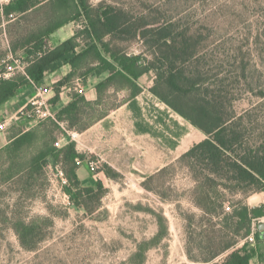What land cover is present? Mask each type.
<instances>
[{
	"label": "trees",
	"instance_id": "1",
	"mask_svg": "<svg viewBox=\"0 0 264 264\" xmlns=\"http://www.w3.org/2000/svg\"><path fill=\"white\" fill-rule=\"evenodd\" d=\"M67 24L74 25V34L54 45L57 30ZM0 32L8 38V47H0V72L6 71L9 55H25V59L19 57L25 63L24 72L0 76V119L13 115L9 104L22 90H36L46 74L65 65L71 68L55 84L50 99L54 117L23 127V120L30 124L35 119L27 105L6 131V143L0 147V191L13 185L32 190L44 179L49 165L59 164L69 182L65 188L74 206L92 210L88 200L103 197L107 191L104 181L96 178L93 184L83 183L78 170L88 155L77 149L75 141L58 147L59 137L69 130H85L124 102L135 104L143 91L140 79L154 71L152 93L207 135L176 160L185 162L190 171L191 200L200 210L184 219L190 227L193 218L202 225L198 234L190 230L188 258L206 264H253L259 256L264 264L259 231L254 242L245 240L256 220L264 216V203H248L254 192L264 190V142L252 144L247 140L244 116H237L223 81L213 82L201 61L199 47L203 41L199 33L180 29L173 19L154 21L145 13L135 17L122 6L104 1L94 5L91 0H0ZM132 41H141L145 50L130 53L124 42ZM92 76L101 77L92 86L95 100L79 90V85L85 86ZM64 87L70 89L71 100L56 108ZM121 91L126 95L119 99ZM169 167L145 176L142 182L145 189L163 200L168 199L170 189L159 192L152 185ZM100 171L117 177L107 165ZM226 189L233 192L232 205L226 201ZM138 208L155 214L158 229L150 243L160 244L169 234L167 216L151 207ZM38 225L37 220L18 219L13 228L25 244ZM242 240L245 242L240 245ZM135 259L134 264H142L144 252L136 253Z\"/></svg>",
	"mask_w": 264,
	"mask_h": 264
},
{
	"label": "rangeland",
	"instance_id": "2",
	"mask_svg": "<svg viewBox=\"0 0 264 264\" xmlns=\"http://www.w3.org/2000/svg\"><path fill=\"white\" fill-rule=\"evenodd\" d=\"M101 1L122 6L135 17L145 13L154 21L173 19L180 29L191 28L199 33L203 41L199 47L201 61L213 82L223 81L237 116H244L247 140L252 144L264 142V0L91 3ZM72 34V25L67 24L52 40H66ZM124 43L132 54L145 50L141 41ZM0 47H8L4 32H0ZM18 56L25 59L21 52ZM100 78L92 76L90 81L95 83ZM154 81V71L140 79L143 91L135 104H126L113 113L103 126L105 131L98 125L93 132L77 137L78 150L88 155L82 166L93 182L100 178L107 189L102 198L88 200L92 210L74 206L65 188L69 182L59 164L49 165L44 179L32 190L13 185L0 191V264H134L138 252L145 254L142 264H206L192 261L186 254L190 230L198 234L202 225L193 218L190 227L184 219L200 210L191 200L190 171L185 162L176 160L207 135L152 93ZM56 83H43L53 91L46 94L48 99L53 97L50 95H54ZM85 90L88 97H95L92 87ZM124 95L120 92L118 98ZM35 122L36 119L30 124L23 120L22 126L28 128ZM71 132L61 133L58 147L73 140ZM169 164L152 185L159 192L170 189V197L163 200L145 189L142 182L145 176ZM104 165L111 167L117 177L100 171ZM261 192H254L248 203H263ZM225 193L226 201L232 205L233 192L226 189ZM140 205L163 211L168 218L169 234L156 246L150 243L158 229L156 216L139 209ZM18 219L37 220L39 224L25 244L13 228Z\"/></svg>",
	"mask_w": 264,
	"mask_h": 264
},
{
	"label": "crops",
	"instance_id": "3",
	"mask_svg": "<svg viewBox=\"0 0 264 264\" xmlns=\"http://www.w3.org/2000/svg\"><path fill=\"white\" fill-rule=\"evenodd\" d=\"M71 25H72L73 34H74V25H73V24H71ZM60 29H62V27H61ZM60 29H58L57 32H58ZM57 32H56V33H57ZM73 34H72V35H73ZM60 41H63V40H60V39H59L57 42L55 41V42H52V43H53L54 45H56V44H58ZM70 70H71L70 66H69V65H65V66H63L61 69H59V70H57V71H55V72H51V73L46 74V77H45V80H44V84H49V82H58V81H59L64 75H66L67 73H69ZM93 85H94V83H91V81H90V79H89V82L84 86V88H85V87L88 88V86H89V87H92ZM86 88H85V89H86ZM66 89H67L68 91H66ZM85 89H84V92L86 93V95H87V97H88L87 91H86ZM34 92H35V88L22 90L21 93H20V95L16 96V97L10 102L9 107H8V108H9V111H12V110H13V115L16 114V113H18V112L20 111V109H21L22 107H24V106L27 104L29 98L33 95ZM52 92H53V91H52ZM121 92H122V94H125V95H126V91H121ZM65 95H66V96H65ZM94 95H95V97H92V96H91V97H88V98H89L90 100H95V99H96V94H94ZM125 95H124V96H125ZM52 96H54V95H50V97H52ZM71 96H72V95H71V91H70V89L67 88V87H64V88L62 89L61 94H60L61 99H60V101L55 105V107H56V108H60L61 106L67 104V103L71 100ZM137 97H138V96H137ZM129 103H130V102H124L123 104H121V105L118 106L117 108L111 110L106 116H104L103 118L99 119L98 121H96L94 124H92L91 126H89L88 128H86V129L83 130V131H77V130H69V131L76 132V133L78 134V136H80V138H81V136H84V135L88 134L89 132H93V131H94V128H95L96 126H98V125H99V126H102V129L105 131V127H103V126H105L106 120H108V118H110L111 115H112L113 113H115L117 110H119L121 107L125 106L126 104L129 105ZM13 115H12V116H8L7 118H12ZM3 133H6V132H3ZM71 141H75V142H76V140H71ZM77 141H78V140H77ZM67 142H68V141H67ZM67 142H66V143H67ZM79 142H80V144H82V143H81V140H80ZM5 143H6V135L0 133V147L3 146ZM66 143H65V144H66ZM76 145H78L77 142H76ZM77 149H78V147H77ZM159 169H160V168H159ZM157 170H158V169H157ZM157 170H156V171H157ZM78 173H79V177H80V179H81V181H82L83 183H85V184H87V185H90V184H93V183H94V182H93V179L88 175V172H87V170H86L85 167L81 166V167L79 168V170H78ZM244 242H245V240H242V241L240 242V245L244 244ZM259 247L262 248L261 252H263V254H264V239H262L261 243L259 244ZM252 263H253V264H261L260 259H259V256H256Z\"/></svg>",
	"mask_w": 264,
	"mask_h": 264
},
{
	"label": "built area",
	"instance_id": "4",
	"mask_svg": "<svg viewBox=\"0 0 264 264\" xmlns=\"http://www.w3.org/2000/svg\"><path fill=\"white\" fill-rule=\"evenodd\" d=\"M6 61H9V63H7L6 65V71L0 72V76L8 77L16 70L24 72L25 63H23V61L19 57L9 55ZM84 89V86L79 85V90L81 92L84 91ZM50 92H52V89L46 87L45 85H37L34 94L29 98L27 104L22 107L18 113L14 114L12 118L0 119V132H6L11 123L13 122L12 120L17 119L19 117V113H24V108L27 105H30L32 108L31 113H29V115H34L37 121L49 117H54V110L52 108V104L50 103V99L46 97V94H49ZM71 137L73 140H77L78 134L76 132H71ZM58 144L59 141L57 142V145ZM77 160L80 162L79 159ZM92 167L94 168V166ZM261 193L264 195V190ZM260 221L264 222V216L256 220L253 226V232L245 239L246 241H255V232L258 229V223Z\"/></svg>",
	"mask_w": 264,
	"mask_h": 264
},
{
	"label": "water",
	"instance_id": "5",
	"mask_svg": "<svg viewBox=\"0 0 264 264\" xmlns=\"http://www.w3.org/2000/svg\"><path fill=\"white\" fill-rule=\"evenodd\" d=\"M258 231L261 239H264V222L258 223Z\"/></svg>",
	"mask_w": 264,
	"mask_h": 264
}]
</instances>
